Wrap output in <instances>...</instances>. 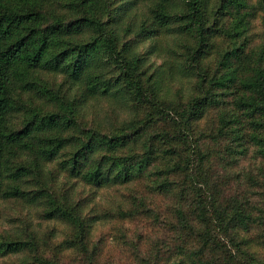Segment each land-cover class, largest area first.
I'll return each mask as SVG.
<instances>
[{
    "label": "trees",
    "instance_id": "trees-1",
    "mask_svg": "<svg viewBox=\"0 0 264 264\" xmlns=\"http://www.w3.org/2000/svg\"><path fill=\"white\" fill-rule=\"evenodd\" d=\"M0 264H264V0H0Z\"/></svg>",
    "mask_w": 264,
    "mask_h": 264
},
{
    "label": "rangeland",
    "instance_id": "rangeland-1",
    "mask_svg": "<svg viewBox=\"0 0 264 264\" xmlns=\"http://www.w3.org/2000/svg\"><path fill=\"white\" fill-rule=\"evenodd\" d=\"M99 193V199L100 200H102V202L104 201V204H106L107 203V201H105L106 200V195H105V193H109V191H99L98 192ZM102 194H104L103 196H102Z\"/></svg>",
    "mask_w": 264,
    "mask_h": 264
}]
</instances>
